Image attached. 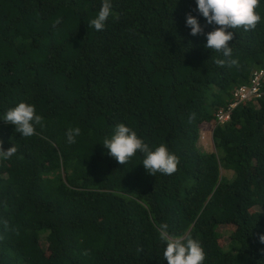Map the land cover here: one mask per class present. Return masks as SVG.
<instances>
[{
  "label": "trees",
  "instance_id": "trees-1",
  "mask_svg": "<svg viewBox=\"0 0 264 264\" xmlns=\"http://www.w3.org/2000/svg\"><path fill=\"white\" fill-rule=\"evenodd\" d=\"M101 3L0 0V115L27 101L43 118L29 138L0 120L3 148L18 149L0 160V264H167L162 232L198 240L204 264H264V86L258 106L215 118L264 65V19L229 29L238 63L219 65L205 47L218 26L195 0H112L96 31ZM119 123L166 145L177 171L150 175L141 152L118 163L100 143Z\"/></svg>",
  "mask_w": 264,
  "mask_h": 264
},
{
  "label": "clouds",
  "instance_id": "clouds-1",
  "mask_svg": "<svg viewBox=\"0 0 264 264\" xmlns=\"http://www.w3.org/2000/svg\"><path fill=\"white\" fill-rule=\"evenodd\" d=\"M260 2L261 0H195L197 11L206 18L207 23L218 26L206 33L205 45L207 49L222 53L224 58H228L227 61L218 59L216 61L217 64L223 65L228 62L235 65L238 63L237 60L232 59L233 49L229 41L233 40L234 32L229 29H238L241 26H243L245 31L254 29L264 19L256 10ZM112 14V0H102L100 10L95 18L90 21V25L96 31H101ZM186 26L190 28V34L193 36L203 32L197 17L191 14L186 16ZM235 89L232 93L233 100ZM245 103H253L258 106V100L256 103L243 102L237 106ZM226 106H222L219 109ZM218 110L215 113V118ZM42 119V116L37 114L35 105L27 101L18 102L0 115V120L15 125V131L24 138H29L36 134V126L41 125ZM225 123H218L216 118V124L223 125ZM80 133L81 129L79 127L68 129L66 132L67 143H75ZM205 134L204 131L199 133L201 138L198 139V142L199 140H204ZM209 136L212 138V132H209ZM100 144L108 150L109 155L122 165L126 164L137 152L144 153L142 165L150 175L154 176L156 173L171 175L177 171L179 158L169 151L166 145L160 144L154 149H150L138 136L137 132L125 123L117 124L111 135L104 137ZM2 145L3 142L0 141V160H10L17 154L18 149L15 144L7 150ZM161 239L166 245L163 249V258L167 261V264H204L205 253L198 240L191 238L187 240L182 238L170 239L165 232L161 233ZM260 239L264 242V236H261Z\"/></svg>",
  "mask_w": 264,
  "mask_h": 264
},
{
  "label": "built area",
  "instance_id": "built-area-1",
  "mask_svg": "<svg viewBox=\"0 0 264 264\" xmlns=\"http://www.w3.org/2000/svg\"><path fill=\"white\" fill-rule=\"evenodd\" d=\"M264 86V65L253 70L248 84L238 86L234 91V100L229 105L218 110L216 114L217 122L222 124L229 120L232 110L243 102L256 103L262 95Z\"/></svg>",
  "mask_w": 264,
  "mask_h": 264
},
{
  "label": "rangeland",
  "instance_id": "rangeland-1",
  "mask_svg": "<svg viewBox=\"0 0 264 264\" xmlns=\"http://www.w3.org/2000/svg\"><path fill=\"white\" fill-rule=\"evenodd\" d=\"M201 138V135L200 137ZM198 147L201 151H211V150H214V145H213V141H212V138L209 136V134H205L204 135V140H199L198 142ZM230 174L232 175V172L229 171ZM226 175H228V172L226 171ZM223 239L226 243H228V240H229V237H228V233H224L223 234Z\"/></svg>",
  "mask_w": 264,
  "mask_h": 264
}]
</instances>
